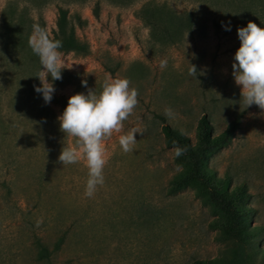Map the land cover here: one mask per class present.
Masks as SVG:
<instances>
[{
    "label": "rangeland",
    "instance_id": "1",
    "mask_svg": "<svg viewBox=\"0 0 264 264\" xmlns=\"http://www.w3.org/2000/svg\"><path fill=\"white\" fill-rule=\"evenodd\" d=\"M9 1L0 0V19ZM238 3L20 1L32 18L41 16L49 36L56 29L58 8L67 9L87 52H60L68 68L53 82L49 103L40 94L20 95L16 87L12 91L10 83L0 97V183L5 180L11 190L8 196L0 185V264H189L214 258H226L227 264H264V109L244 103L232 76L240 44L237 28L250 20L264 27V0L251 2L256 13ZM161 6L162 17L174 14V37L155 33L143 19L146 7ZM188 13L193 14L190 26ZM222 22H230L231 30ZM162 59L167 61L163 69ZM115 77L129 80L138 102L119 131L103 140L104 183L87 197L83 155L73 164L58 160L62 148L75 146L76 138L64 134L57 117L71 95L99 92ZM239 113L234 138L209 157L208 165L229 178L231 186L246 187L250 227L259 234L244 248L221 238L213 227L216 215L193 189L167 194L181 167L173 161V149L165 146L157 119L163 117L194 142L202 114L217 134ZM133 128L138 129L136 143L124 152L118 138ZM60 236L58 251L47 261L38 260L35 240L51 249Z\"/></svg>",
    "mask_w": 264,
    "mask_h": 264
},
{
    "label": "trees",
    "instance_id": "2",
    "mask_svg": "<svg viewBox=\"0 0 264 264\" xmlns=\"http://www.w3.org/2000/svg\"><path fill=\"white\" fill-rule=\"evenodd\" d=\"M20 1L22 0L9 1L1 14L0 97L3 95V90L5 91L9 86L12 91L14 89L20 91V95L32 97L39 94L35 92L33 85L40 84L36 75L39 73L41 65L39 57L29 45V40L32 37L34 25H39L43 30H45V25L41 16L34 19L30 16L27 6L20 7ZM237 1L241 8L256 13L257 6L254 7L255 3H251L253 0ZM162 10H164V6L159 8L146 7L143 10V19L155 33L162 32L163 34L160 35L165 34L174 37L176 31L170 28L172 27L174 14L168 12L162 17ZM97 13L98 10L95 8L94 14L97 15ZM263 15L261 16L264 24ZM186 20L190 26L193 14L188 13ZM49 38L62 41L59 52L81 54L87 52V46L77 38L74 26L69 20L68 11L65 8H58L56 29ZM7 83H10V85L8 86ZM13 87L16 88L13 89ZM241 117V113L236 114L223 130L215 134L209 118L202 114L197 120L194 142L180 130L167 124L163 117L157 116V119L160 121V131L163 135L164 144L167 148L173 149V161L181 167V170L169 181L167 194L174 195L187 188L193 189L195 196L209 206L216 215V219L213 220V227L220 232L221 238L236 242L244 248L259 234V230L250 227L251 210L247 206L249 194L246 187L243 184L231 186L229 178L218 176L208 165L209 157L219 149L227 146L234 138ZM178 148L182 149L179 156L176 155ZM0 185L9 196L11 190L7 182L2 180ZM63 239V236H60L51 249L45 243L36 239L34 243L37 248V259L47 261L53 253L58 251ZM227 263L226 258H214L208 260L195 259L189 264Z\"/></svg>",
    "mask_w": 264,
    "mask_h": 264
},
{
    "label": "clouds",
    "instance_id": "3",
    "mask_svg": "<svg viewBox=\"0 0 264 264\" xmlns=\"http://www.w3.org/2000/svg\"><path fill=\"white\" fill-rule=\"evenodd\" d=\"M226 31L231 30L230 22L221 25ZM239 47L233 56L232 76L241 87V97L247 106L256 104L264 109V27L253 21L237 28ZM32 51L39 57L40 71L36 75L40 84L33 85L35 92L41 94L44 102L51 101L55 92L54 81L62 78L64 66L59 49L62 41L50 39L39 25L33 26V35L29 40ZM166 59L160 61V67H166ZM194 70L195 67H194ZM50 77L51 79H47ZM82 85L87 84L81 81ZM137 90L130 87L127 78L107 79L99 92L89 89L87 93L78 92L71 95L66 107L57 117L60 129L75 137V146H64L58 156L62 164L76 163L81 155L86 160L88 178L85 195L92 197L99 185L104 183L103 169L106 163L103 140L114 130L119 131L122 121L128 118L137 104ZM171 109L166 110L170 114ZM133 128L118 138L124 152L133 150L136 143ZM177 149L176 155H181Z\"/></svg>",
    "mask_w": 264,
    "mask_h": 264
}]
</instances>
